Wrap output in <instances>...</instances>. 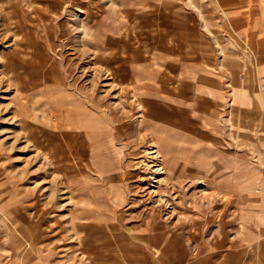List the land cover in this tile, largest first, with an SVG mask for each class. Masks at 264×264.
Here are the masks:
<instances>
[{"label": "rangeland", "instance_id": "obj_1", "mask_svg": "<svg viewBox=\"0 0 264 264\" xmlns=\"http://www.w3.org/2000/svg\"><path fill=\"white\" fill-rule=\"evenodd\" d=\"M264 0H0V264H264Z\"/></svg>", "mask_w": 264, "mask_h": 264}, {"label": "crops", "instance_id": "obj_2", "mask_svg": "<svg viewBox=\"0 0 264 264\" xmlns=\"http://www.w3.org/2000/svg\"><path fill=\"white\" fill-rule=\"evenodd\" d=\"M263 192H264V188H263Z\"/></svg>", "mask_w": 264, "mask_h": 264}]
</instances>
